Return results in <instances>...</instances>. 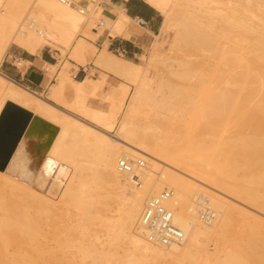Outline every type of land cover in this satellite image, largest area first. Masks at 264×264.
I'll list each match as a JSON object with an SVG mask.
<instances>
[{
  "label": "bare ground",
  "instance_id": "1",
  "mask_svg": "<svg viewBox=\"0 0 264 264\" xmlns=\"http://www.w3.org/2000/svg\"><path fill=\"white\" fill-rule=\"evenodd\" d=\"M146 1L164 19L153 54L140 63L104 47L95 55L76 39L75 30L101 14L100 2L99 11H87L73 0H0V63L11 43L34 53L46 37L53 43L40 24L44 14L31 15L44 9L66 45L73 43L70 57L83 65L93 56L96 67L135 85L130 92L122 82L120 97L113 92L103 109L87 100L100 87L95 77L74 79L67 67L59 69L61 60L49 65L50 101L0 71V114L11 101L57 127L49 144L45 135L25 136L0 169V264H264V219L224 199L264 211V0ZM118 11L101 25L130 37L133 19ZM171 31L172 55L165 53L187 83L161 78L152 86L150 65ZM154 116L184 127L186 146L151 133ZM123 159L135 163L133 172L120 168ZM90 162L97 169L89 172ZM166 188L184 239L164 245L140 217L146 200ZM236 214L243 220L233 229ZM230 233L236 240L224 247Z\"/></svg>",
  "mask_w": 264,
  "mask_h": 264
},
{
  "label": "rangeland",
  "instance_id": "2",
  "mask_svg": "<svg viewBox=\"0 0 264 264\" xmlns=\"http://www.w3.org/2000/svg\"><path fill=\"white\" fill-rule=\"evenodd\" d=\"M103 1H106V0H73L74 6L76 5L75 6L76 8H79V7L84 8V9L86 8L87 11H91L93 9L94 10L96 9V11L98 9V11H99L98 4H99V2L102 4ZM87 6H89V9H88ZM38 11H41V13L44 14L43 16H45V18L42 19L41 17H38V15H36L38 18H41L42 19L41 21H43V22L40 23V24H42L43 26H46V27H44V30L49 33V35L52 37L50 40H52V42H53V43L49 44L48 41H47V38H50V37H46V38L44 37L45 40H43L44 41L43 42V46L46 45V44H49V45H46V46L50 47L54 51L55 55L59 58V60H61L60 61V67L59 68L61 69L62 66L67 67L70 76L73 77V75L78 70L77 69L78 67L76 68L72 64L68 65L69 64V61L76 63L74 57H70V55H72L71 52L73 51V48H72L73 47V43L70 46H69V43H68V46H67L66 45V43H67L66 41H68V40L65 38L66 36L64 37L66 39L64 41V38L62 39L63 36H61L59 30L54 29V27H52L53 26L52 23L55 20V18H54V16L48 10L46 11L44 9H42V10H40V9L37 10L36 9L34 11V14H31V15H34L33 17H35V12L37 14ZM38 14H40V12H38ZM38 18H37V20H38L37 22L39 24V19ZM89 19H87L86 22L82 26H80L78 28V31L75 30L76 35H75V33H74V35H75L76 39L77 38H80V37L84 38L85 41H86V43H87V47L93 48L95 50V55H97V53L99 52V49L94 44H92L90 42L92 40H96L97 39V36H94L92 33L89 32V30H91L92 28H97L98 29V33L101 34V33H103L105 31V29L107 27L101 25V22L100 21H105V19H104V17H102L99 14H97V15L96 14L95 15L93 14L92 15V18L90 17ZM28 21L29 20H27L26 22L28 23ZM42 25H41V27L43 28ZM38 26H40V25H38ZM41 27H39V28H41ZM166 34H168V35H166ZM173 35H174L173 31H171L169 33H165V34H163L161 36V39L159 40V42L163 41V43H164L163 46H162L163 53L161 52V50H159L158 52H156V54L157 53L158 54L159 53H162V54L159 55V56H157L158 54L156 55L159 58L155 59L154 63H152L150 65L151 67L149 68V72H148V74L151 76V78L154 77V80H151V81L154 82L152 86H155L154 84L155 83L157 84L158 80H160L161 78L162 79H165V80H168L169 79L168 81H172V82L179 81L181 83H187V80H182V79L178 78L174 74V71L178 68L176 66L178 62L176 60H174L173 58H168L167 55H166V53L168 54V56H171L172 55V51L170 50V48H169L170 46L169 45H170V43L172 41L171 39H173ZM156 39L157 38H154V41ZM12 45H14V44H12ZM143 54L145 56H143ZM143 54L139 58H137L135 61L140 62V63H145L147 57H149L151 54H153L152 45H150L149 47H147L144 50ZM119 56H121V55H119ZM121 57H123V56H121ZM192 58H194L193 60L199 61L203 57L202 56H193ZM77 63H78V61H77ZM89 63L83 64L84 65V68L86 69V70H84L85 75H87L88 71H89V74H90L88 76V79L87 80H89V78L95 77V82L100 85V87H98L97 94H95V95H89L87 97V100H88L89 103H91V105L93 104V106L100 107V108H103V109L107 108V106H108V99L107 98L109 96H113L114 95L113 92H115V95H116L115 98H116V100L120 97V95L122 93V90H123V88L121 87L122 82L128 83L129 86H130L129 87L130 88L129 89L130 92L133 91V89L135 87V85H134L133 82L128 81V80L121 79L120 77H117V76H115V75H113L111 73H107L106 71H103L101 68L96 67L94 65V63H93V58L89 61ZM173 68H175V69H173ZM74 79H77V78H74ZM118 84H120V85H118ZM151 84L152 83H150V85ZM48 91H49V89H47L46 92L40 93V94H42L43 97L46 100H49L50 101V99H48V96H47L48 95ZM159 93H163V92H159ZM159 93H158V95H161ZM165 94H168V93L165 92ZM57 105L59 107H61V108L63 106V104H57ZM63 109H64V106H63ZM144 110L146 111V109L143 107V113H141V115L144 114ZM72 113H74V112H72ZM76 115H78V114H76ZM144 115L141 116V122H143V124L145 122V119H144L145 117L143 118ZM154 118H156L154 120L157 122V124L156 125H151V129L149 130L151 133L158 132L159 136H161L162 138L165 137L164 138L165 140L168 139L167 142L170 140V141H174L175 144L176 143L177 144H180L181 143V144H184V146H186V141H185V138H184V137H186L185 136L186 135V131H185L184 127H182V126H176L177 124L174 123L173 121L171 123L170 122L171 119H167L168 117L165 118V119H163L160 116H154ZM197 127H198L197 128L198 130H202L203 127H204L203 126V122L200 121L198 123ZM229 127H231V126H228V128H226V132L224 134L226 136L229 135V132H230L229 129L231 130V128H229ZM36 129L39 130V129H44V128H42V127H36ZM227 129H228V131H227ZM117 132H118V125L114 128V131L112 132V134L113 135L114 134L117 135ZM45 137L48 138L49 137V134H46ZM174 142L172 144H174ZM136 158H141V156L140 157L137 156ZM94 162H96V161H94ZM94 162H90L92 164V165L90 164V167H92V168H90L89 167V164H88L87 167L90 169L89 172L92 171V169H97L96 168V163H94ZM145 162L147 163V161H145ZM97 164H98L97 167L98 166L101 167V165H99L100 163H97ZM98 169H99V167H98ZM166 189H169V188H166ZM232 197H234V196H232ZM232 197H230V196L228 197L227 196V197H225V198L223 197V198L225 200H227V201L229 200L228 202L232 203L236 207L243 208V209H245V210H247V211H249V212H251V213H253V214H255V215H257V216H259V217H261V218L264 219V211H261L258 208H255L253 205H251L249 203H246V202H244V201H242V200H240L238 198H235L234 197L235 198L234 199ZM118 212L119 211L116 210V208H115L113 210L112 214L118 215ZM235 216H236L235 217V223H233V226H232L233 229H235V227L238 228L239 226H241V222L243 220L238 214H236ZM206 223H209V222H206ZM94 227H96L95 229L98 230L99 234L102 236V238L104 240L106 236L104 235L103 228H101L100 225H95ZM234 235L235 234H231V235H229V238H228L229 240L226 239L224 242L222 241V243L224 244L223 245L224 247H232L233 242H235V240H236V236H234ZM215 241L216 240H214V239H211L209 241H206L207 247L209 249H211L212 251L216 247L215 244H217V242H215ZM16 247H17L16 245L13 246L12 250H15Z\"/></svg>",
  "mask_w": 264,
  "mask_h": 264
},
{
  "label": "crops",
  "instance_id": "3",
  "mask_svg": "<svg viewBox=\"0 0 264 264\" xmlns=\"http://www.w3.org/2000/svg\"><path fill=\"white\" fill-rule=\"evenodd\" d=\"M101 5L103 6V12L101 11L100 15L102 17L105 16L106 22L112 23L117 18L118 8L133 19L129 25L131 36L127 37L126 33H124L125 35L111 34L109 28H106L103 33L99 34L97 28H92L91 33L97 36V39L92 40L93 42L89 41L99 50L104 47L135 61L153 43L155 35L159 33L164 19L163 14L146 0H106ZM12 44L7 48L4 58L0 63L1 73L32 91L37 93L46 92L49 85L55 79V75H53L49 65L58 64L59 58L50 47L46 46L49 44L42 46L35 53L17 43ZM89 54L90 52H88ZM88 57L92 59L93 56ZM72 63L78 66V70L73 75V78L81 80L89 75V71L85 75L84 70L86 69L84 65L77 62ZM30 130L32 136L37 137V139L46 135L44 133L45 129L37 131L36 128H32Z\"/></svg>",
  "mask_w": 264,
  "mask_h": 264
},
{
  "label": "water",
  "instance_id": "4",
  "mask_svg": "<svg viewBox=\"0 0 264 264\" xmlns=\"http://www.w3.org/2000/svg\"><path fill=\"white\" fill-rule=\"evenodd\" d=\"M36 127L45 129L49 134L48 144L56 134L57 127L29 109L14 102H7L0 114V169H5L24 136H31ZM41 131V129L37 130ZM42 137V136H41ZM40 137V138H41ZM39 138V139H40Z\"/></svg>",
  "mask_w": 264,
  "mask_h": 264
},
{
  "label": "built area",
  "instance_id": "5",
  "mask_svg": "<svg viewBox=\"0 0 264 264\" xmlns=\"http://www.w3.org/2000/svg\"><path fill=\"white\" fill-rule=\"evenodd\" d=\"M143 161H137L141 165ZM135 163L128 159L120 161V168L127 172H133ZM173 195V191L164 189L160 193L148 198L144 203L140 221L151 232V236L164 245L181 242L184 232L173 221V211L165 201Z\"/></svg>",
  "mask_w": 264,
  "mask_h": 264
}]
</instances>
